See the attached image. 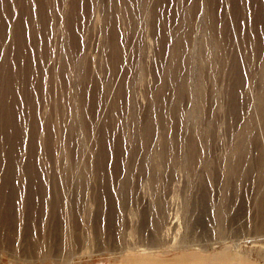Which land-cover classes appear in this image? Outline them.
Returning a JSON list of instances; mask_svg holds the SVG:
<instances>
[{
	"label": "rangeland",
	"instance_id": "1",
	"mask_svg": "<svg viewBox=\"0 0 264 264\" xmlns=\"http://www.w3.org/2000/svg\"><path fill=\"white\" fill-rule=\"evenodd\" d=\"M259 188L264 0H0V264H264Z\"/></svg>",
	"mask_w": 264,
	"mask_h": 264
},
{
	"label": "bare ground",
	"instance_id": "2",
	"mask_svg": "<svg viewBox=\"0 0 264 264\" xmlns=\"http://www.w3.org/2000/svg\"><path fill=\"white\" fill-rule=\"evenodd\" d=\"M232 170V169H231ZM258 192H259V197L258 198H256L255 200H254V202H257V203H255V206H256V208H257V210H258V212L259 213H257V214H260L261 212H263L264 211V194H263V192H264V190H262L261 188H259V190H257ZM253 205H254V203H253ZM257 210H256V212H257ZM255 212V211H254ZM255 212V213H256ZM230 213V212H229ZM255 215V214H254ZM173 220H174V218H173ZM173 224V223H172ZM263 228V227H262ZM260 229V228H259ZM263 231V230H262ZM234 235V234H233ZM247 235V234H246ZM234 237V236H233ZM236 237V236H235ZM222 238V237H221ZM221 238H219V239H221ZM218 240V239H217ZM221 240H223V239H221ZM234 240V239H233ZM226 241V240H225ZM223 242V241H222ZM221 242V243H222ZM238 242V241H237ZM242 242V241H241ZM220 243V242H219ZM233 243H235V242H233ZM249 243V242H248ZM218 244V243H217ZM154 245V244H153ZM153 245H150V246H148V247H150V248H152V247H154ZM203 248H205V247H203ZM258 248V247H257ZM81 256V255H80Z\"/></svg>",
	"mask_w": 264,
	"mask_h": 264
}]
</instances>
